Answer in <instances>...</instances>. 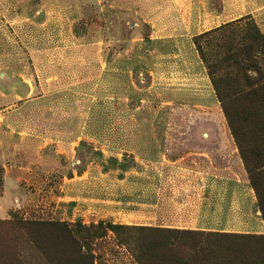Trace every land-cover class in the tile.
<instances>
[{"label": "rangeland", "instance_id": "374dc122", "mask_svg": "<svg viewBox=\"0 0 264 264\" xmlns=\"http://www.w3.org/2000/svg\"><path fill=\"white\" fill-rule=\"evenodd\" d=\"M238 18L264 34V0H0V180L9 196L0 264H68L9 224L11 213L102 223L104 234L88 241L93 264H137L107 223L258 233L261 212L241 172L236 194L193 187L202 175L226 179L216 169L159 166L167 155L207 160L196 152L208 147L219 163L210 143L228 139L222 112L199 104L195 60L175 54ZM190 76L197 82L186 84Z\"/></svg>", "mask_w": 264, "mask_h": 264}, {"label": "trees", "instance_id": "16d2710c", "mask_svg": "<svg viewBox=\"0 0 264 264\" xmlns=\"http://www.w3.org/2000/svg\"><path fill=\"white\" fill-rule=\"evenodd\" d=\"M247 173L264 223V34L238 18L192 38ZM0 180V195L2 190ZM12 224L44 254L68 264H93L88 241L104 234L63 221L20 219ZM137 264H264V233L137 227L107 223ZM59 253V254H58Z\"/></svg>", "mask_w": 264, "mask_h": 264}, {"label": "crops", "instance_id": "0c3cea01", "mask_svg": "<svg viewBox=\"0 0 264 264\" xmlns=\"http://www.w3.org/2000/svg\"><path fill=\"white\" fill-rule=\"evenodd\" d=\"M190 47L187 48L182 51V50H178V53L175 54L177 55V59L181 60L185 57V55H189L192 56L194 58V64L196 65V67L194 69H192V74L197 75V77L199 78V83L202 84L204 86L203 92H204V99L200 100V105H210V104H218L219 102L215 96L214 90L212 88V85L210 83V80L207 76L206 73V69L204 67V64L202 63L201 59L198 56V53L194 47V44L192 42V39L190 41L189 44ZM197 69V70H196ZM185 74L183 73L180 76H184ZM194 78L193 76H190V79H188L189 83L186 84H190L191 82H197L198 78ZM201 90V89H200ZM199 90V91H200ZM201 92V91H200ZM195 105V104H193ZM219 109L220 105H219ZM222 112V110H221ZM223 115V113H222ZM224 118V115H223ZM225 120V118H224ZM225 125L227 126L226 120H225ZM216 143H210V145H212L219 153H220V161L219 163H213V160L210 158L209 154V148H205L204 151H200V152H196L199 153L201 155H205V158L207 160L202 161L199 157L195 156L194 158H192V163L189 162V166L192 167L190 168L188 165H186V161H185V156H180L179 158H173L170 157L169 155L165 156L164 162H161V158H157V161L159 162V166H162V170L165 169L166 171H171V173H177L179 171H193L192 174H197L198 172H200L198 169L200 168H204V169H208V174H212L214 173V169H216L215 174L219 173V177L221 178H226V179H212L211 177H206V175H202L203 178L201 180L196 179L194 180L196 183V188H214V187H229V185H231L232 187H237V192L236 194H239L238 189H239V184L241 183L242 180L237 179V174L239 172H241V174L244 176V178H246L247 180V184L248 183V178H247V173L244 169L242 160L238 154V150L237 147L234 143V140L232 138V135L229 131L228 128V139H226V141H224V139L222 137H218L216 139ZM229 145L232 146V155H233V160L229 159V150L228 147ZM195 153V154H196ZM158 163V162H157ZM162 164V165H161ZM214 164L216 166H214ZM157 165V164H156ZM205 172V171H204ZM207 173V172H206ZM216 176V175H215ZM230 180V181H229ZM163 182L166 183L167 185H169V182H173V179H169V180H165L163 179ZM242 184V183H241ZM165 185V184H164ZM190 185H193V183H190ZM251 194L253 195L252 189L249 186ZM241 190H243L242 188H240ZM9 199V196L6 195V191L4 192L3 195L0 196V203H4L6 202V200ZM1 209L3 210V207L0 206V212ZM227 219H230L229 213L228 215L224 216ZM235 224H238V222H231L228 225L224 226H228V227H233ZM258 233H263L264 232V223L262 222L260 225L258 224ZM177 227V226H175ZM195 227L194 225H192L193 228ZM179 228V227H178ZM211 230H215V229H211Z\"/></svg>", "mask_w": 264, "mask_h": 264}]
</instances>
